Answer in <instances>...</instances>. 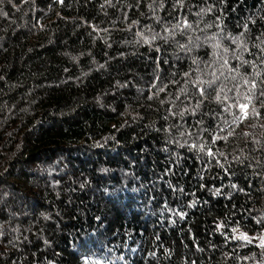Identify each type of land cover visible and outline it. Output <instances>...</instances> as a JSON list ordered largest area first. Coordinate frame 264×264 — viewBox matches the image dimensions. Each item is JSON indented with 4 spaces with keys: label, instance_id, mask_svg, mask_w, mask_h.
<instances>
[{
    "label": "trees",
    "instance_id": "trees-1",
    "mask_svg": "<svg viewBox=\"0 0 264 264\" xmlns=\"http://www.w3.org/2000/svg\"><path fill=\"white\" fill-rule=\"evenodd\" d=\"M179 2L0 0V264H264V0Z\"/></svg>",
    "mask_w": 264,
    "mask_h": 264
},
{
    "label": "snow or ice",
    "instance_id": "snow-or-ice-1",
    "mask_svg": "<svg viewBox=\"0 0 264 264\" xmlns=\"http://www.w3.org/2000/svg\"><path fill=\"white\" fill-rule=\"evenodd\" d=\"M61 3H63V0H61ZM175 7L177 8V10H179V8L181 7V4H180L179 0H177V3L175 5ZM213 7L214 6H209L206 10L207 11H212ZM254 23H255V21H254ZM182 25H183V28H184L185 31H187V29L191 27V25L188 24L187 20H184L181 23H178L177 24L178 29L181 28ZM245 26H247V25H245ZM170 33H172L173 36H175L174 29ZM153 39H155V38H153ZM180 48L182 50H185V51H191L192 48H193V45H192V43H189L187 45H180ZM161 63H163V61H161ZM227 63H228L227 60H222V66L223 67L226 68ZM244 63H247V61H243L242 60L241 64H244ZM193 64H197V62L195 60H193ZM197 68H199V64H197ZM226 70H227L228 73L236 71L235 69H226ZM200 73H201V77H202L204 75L203 69H200ZM189 75L196 76V72L193 71L191 74L185 73V77L186 78ZM208 75H209V79L208 80H203L201 78H197L194 83L192 81H188L186 79V82L193 89V93H194L193 99H195L197 101L196 108H200L204 104L209 103V101L206 98L208 93H209V91L210 90H213V91L216 90L218 85L222 84L223 82H226L229 79V76H226L224 71H220L219 74H217V73H209ZM256 75H257L258 78L260 77L259 73H257ZM221 77H223V81L221 80ZM157 79H159V77H157ZM231 79L233 81H235L236 77L232 76ZM244 83L246 85H250V93L258 94L256 96L257 102H260V101L264 100V79L245 80ZM153 87H155V85ZM236 87L237 86L235 84H233V89L236 88ZM233 89H228V90L231 91ZM161 91H163V88L161 89ZM222 98H226L224 88H220L219 93H218V95L216 97L217 100H221ZM246 99L250 100L251 96L246 97ZM239 109L241 110V113H240V116L235 117L236 119H240V118L247 119L248 116H249V109L251 110V114L252 115L260 116L262 113H264V105H262L261 111H257L255 106L254 105H250V103H240L239 104ZM187 112H188V109H186L185 112L180 113L181 117L183 118V116ZM192 115H193V117H195L197 115L196 109L192 110ZM199 115L202 118L203 117V112H200ZM198 123L202 127L203 126V119H201ZM202 130L205 131V132H208V130L206 128L202 127ZM214 131L222 132L223 130L220 129L219 126H217V128ZM197 135H199V133H197ZM208 138L212 142L213 145L215 143H217V142H222V139L218 140L216 137H214L212 135L211 132H208ZM197 146H198L197 144L191 145V147L193 149L197 148ZM199 150L202 151V152L206 150L209 156H214L213 148L209 147L208 145H205L203 143H199ZM220 155H223V154L221 153ZM237 179H239V177H237ZM81 187H83V185H81ZM229 187L236 189V191H238V192L239 191H243V189L239 188L235 184H230ZM213 194L216 195V196H220L221 192H220L219 189H215L213 191ZM199 203H200L199 201L194 200L189 205V207H196V206L199 205ZM173 214L174 215L178 214L181 219H184L185 216H186V214L183 213V212H179V213L174 212ZM97 219H99V218H97ZM173 222H175V221H173ZM257 222L260 223L262 226H264V217H262L261 220L257 221ZM217 227H223V225L222 224L221 225H217ZM233 231H236V230L234 229ZM239 238L245 240L248 243H251L252 240L254 239L253 237H250L247 233H241L239 235ZM258 239L260 240V245L259 246L261 248H264V236L258 237ZM45 243H47V241H45ZM82 245H83V242H82Z\"/></svg>",
    "mask_w": 264,
    "mask_h": 264
},
{
    "label": "rangeland",
    "instance_id": "rangeland-1",
    "mask_svg": "<svg viewBox=\"0 0 264 264\" xmlns=\"http://www.w3.org/2000/svg\"><path fill=\"white\" fill-rule=\"evenodd\" d=\"M241 233H244V232H242L241 230H237V233H236V236H237V238L238 239H240L239 238V235L241 234ZM249 235V234H248ZM250 237H253V236H251V235H249ZM261 237V236H260ZM254 239L252 240L253 242H257L258 244H260V240L258 239V237H253ZM240 240H243V239H240Z\"/></svg>",
    "mask_w": 264,
    "mask_h": 264
}]
</instances>
